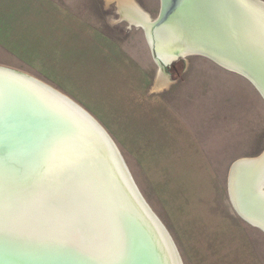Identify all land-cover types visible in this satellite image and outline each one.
Returning a JSON list of instances; mask_svg holds the SVG:
<instances>
[{"label": "water", "instance_id": "1", "mask_svg": "<svg viewBox=\"0 0 264 264\" xmlns=\"http://www.w3.org/2000/svg\"><path fill=\"white\" fill-rule=\"evenodd\" d=\"M143 31L162 77L186 58L166 64V52L191 47L238 69L264 102L263 2L158 0ZM62 97L0 67V264H175L170 246L181 262L111 138Z\"/></svg>", "mask_w": 264, "mask_h": 264}, {"label": "crops", "instance_id": "2", "mask_svg": "<svg viewBox=\"0 0 264 264\" xmlns=\"http://www.w3.org/2000/svg\"><path fill=\"white\" fill-rule=\"evenodd\" d=\"M84 16L54 0H0V67L40 75L96 122L90 113L94 109L82 108L71 97L137 98L129 132H116L115 138L121 145H134L133 156L142 161L146 175L163 172L164 217L190 263L264 264L235 213L228 184L227 201L215 176L189 162L197 157L182 121L165 109L164 101L138 89L137 65Z\"/></svg>", "mask_w": 264, "mask_h": 264}, {"label": "rangeland", "instance_id": "3", "mask_svg": "<svg viewBox=\"0 0 264 264\" xmlns=\"http://www.w3.org/2000/svg\"><path fill=\"white\" fill-rule=\"evenodd\" d=\"M54 1L77 16L83 17L85 14L84 18L95 31L117 44L122 55L137 65L138 89L147 98L155 97L156 101H164L165 109H169L182 121V130L186 137L190 138L188 141L193 142L192 151L197 157H189V162L192 167H202V170L205 169L214 175L228 201L227 184L231 166L240 159L256 158L264 151V102L255 88L250 86V82L207 58L190 56L182 62L176 61L172 64L175 77H165V84L163 80L158 81V71L144 31L121 19L117 0ZM132 1L147 13L152 21L157 19L158 0ZM19 71L59 91L52 82L41 79L40 75L25 68ZM71 99L84 109H94V112H90L91 115L105 127L141 196L172 238L182 264H191L164 217L160 195L163 188L161 184L166 178L163 172L157 171L155 176V171L151 170V176L146 175L140 165L142 161L133 156L134 145H121L115 138L116 132H129V126L132 124L128 120L131 116L135 119V114L131 111H135L139 100L133 96H80ZM138 109L141 110V105ZM140 122L142 119L134 122L135 126ZM141 140L147 142L145 139ZM151 180L158 181V184H151ZM240 222L248 230L252 245L264 263V234L243 220Z\"/></svg>", "mask_w": 264, "mask_h": 264}, {"label": "bare ground", "instance_id": "4", "mask_svg": "<svg viewBox=\"0 0 264 264\" xmlns=\"http://www.w3.org/2000/svg\"><path fill=\"white\" fill-rule=\"evenodd\" d=\"M117 1H118L117 4L121 19L126 21L130 26L134 25L143 30V28L149 27L153 24V22H155V20L152 21L149 15L145 13L141 8H139L132 0H117ZM177 54H180L181 56H185V57H190L189 55H193L197 53H191V47L169 49L165 54L164 63L167 64L172 60H174L177 57ZM200 55H205V54H200ZM217 63L220 64V67H222L223 69H226L233 73L236 72L232 70L239 71L238 69H234L230 65L222 64L219 63L218 61ZM158 78H159L158 81L163 80V82L167 84L166 78L162 77L159 73H158ZM234 164L236 167L240 168L237 170L238 171L237 175L234 176L235 177L234 186L236 185V187H235V191L234 192L232 191L233 193L231 194L233 198V203H234L233 207L235 213L245 223L257 228L264 234V189L261 190V186L264 183V159H262V156L260 154L256 158L240 159L236 161ZM231 168L228 176V185L229 184L231 185V180L233 179ZM170 249L175 264L181 263V262L179 263L177 262L176 255L175 253L173 254L174 250L171 246Z\"/></svg>", "mask_w": 264, "mask_h": 264}, {"label": "snow or ice", "instance_id": "5", "mask_svg": "<svg viewBox=\"0 0 264 264\" xmlns=\"http://www.w3.org/2000/svg\"><path fill=\"white\" fill-rule=\"evenodd\" d=\"M4 207H5L4 203L0 202V211H3Z\"/></svg>", "mask_w": 264, "mask_h": 264}, {"label": "trees", "instance_id": "6", "mask_svg": "<svg viewBox=\"0 0 264 264\" xmlns=\"http://www.w3.org/2000/svg\"><path fill=\"white\" fill-rule=\"evenodd\" d=\"M182 62V61H181Z\"/></svg>", "mask_w": 264, "mask_h": 264}]
</instances>
